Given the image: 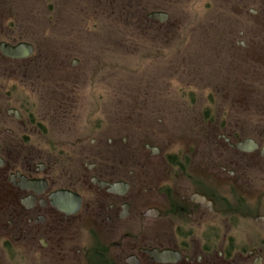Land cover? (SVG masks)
<instances>
[{"label": "flooded vegetation", "instance_id": "obj_1", "mask_svg": "<svg viewBox=\"0 0 264 264\" xmlns=\"http://www.w3.org/2000/svg\"><path fill=\"white\" fill-rule=\"evenodd\" d=\"M13 42L0 41L28 43ZM28 44L27 57L0 51V264H264L256 232L245 242L238 232L260 218L224 193L244 186L248 167L264 160L263 144L220 133L233 152L174 149L136 115L144 104L112 105L121 121L67 120L72 100L47 91ZM248 138L256 149L237 150Z\"/></svg>", "mask_w": 264, "mask_h": 264}, {"label": "rangeland", "instance_id": "obj_2", "mask_svg": "<svg viewBox=\"0 0 264 264\" xmlns=\"http://www.w3.org/2000/svg\"><path fill=\"white\" fill-rule=\"evenodd\" d=\"M153 11L168 19H147ZM0 41L34 45L47 91L74 104L67 120L121 121L112 105L144 104L136 115L174 149L233 152L220 133L264 145V0H0ZM244 175V186L224 193L256 211L259 222L243 221L238 232L243 242L256 232L253 242L264 248V160Z\"/></svg>", "mask_w": 264, "mask_h": 264}, {"label": "water", "instance_id": "obj_3", "mask_svg": "<svg viewBox=\"0 0 264 264\" xmlns=\"http://www.w3.org/2000/svg\"><path fill=\"white\" fill-rule=\"evenodd\" d=\"M148 18L156 19L160 22L166 21L168 14L165 12H152L148 14ZM0 51L3 55L12 58L27 57L32 54V46L28 43H19L16 46H10L5 43H0ZM256 143L251 139H246L236 145L237 150L243 152H251L256 149ZM264 149V148H263Z\"/></svg>", "mask_w": 264, "mask_h": 264}]
</instances>
